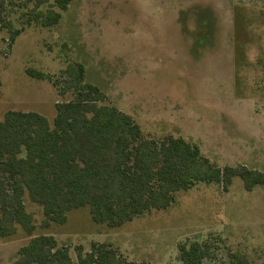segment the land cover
<instances>
[{
    "label": "rangeland",
    "instance_id": "374dc122",
    "mask_svg": "<svg viewBox=\"0 0 264 264\" xmlns=\"http://www.w3.org/2000/svg\"><path fill=\"white\" fill-rule=\"evenodd\" d=\"M236 6L246 41L238 65ZM12 22L22 24L18 14ZM4 38L1 30L0 119L16 110L51 122L55 103L69 96L58 97L50 83L25 70L56 78L68 62H77L86 82L144 135L181 137L219 167L264 173V0H71L56 26L26 28L8 51ZM27 210L38 225L40 209L27 203ZM40 233L67 246L72 264H78L75 248L86 253L92 242L110 244L137 264H181L178 246L192 242L211 246L202 264H229L235 252L264 264V187L248 192L238 176L226 191L198 184L176 194L169 208L119 228L95 224L84 207L70 212L64 225ZM28 239L19 231L0 240V264H11Z\"/></svg>",
    "mask_w": 264,
    "mask_h": 264
},
{
    "label": "trees",
    "instance_id": "16d2710c",
    "mask_svg": "<svg viewBox=\"0 0 264 264\" xmlns=\"http://www.w3.org/2000/svg\"><path fill=\"white\" fill-rule=\"evenodd\" d=\"M70 3L0 0V32H6L2 39L6 50L26 28L56 26ZM239 13L238 6L232 8L236 65L245 58L246 45L239 32L243 25ZM16 14L22 23L19 27L12 22ZM25 73L50 83L58 97L69 99L55 103L51 122L36 112L16 110L0 119V240L19 231L29 238L11 264H72L67 246L53 235L36 232L64 225L68 214L80 208H88L95 224L119 228L136 217L169 208L176 194L198 184H216L226 191L238 176L248 192L264 187L262 172L219 167L181 137L144 135L131 116L107 103V97L86 82L80 63L68 62L56 78L32 68ZM27 203L40 209L38 225ZM210 249L207 243L180 244L178 260L202 264ZM75 250L78 264H137L126 261L107 243L92 242L86 253L81 246ZM228 258L229 264H253L238 252Z\"/></svg>",
    "mask_w": 264,
    "mask_h": 264
}]
</instances>
